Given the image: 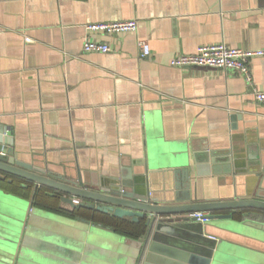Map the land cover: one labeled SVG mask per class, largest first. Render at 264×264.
Segmentation results:
<instances>
[{
    "label": "crops",
    "instance_id": "0c3cea01",
    "mask_svg": "<svg viewBox=\"0 0 264 264\" xmlns=\"http://www.w3.org/2000/svg\"><path fill=\"white\" fill-rule=\"evenodd\" d=\"M126 19H136L137 29L86 28ZM87 39L110 50L85 51ZM141 40L149 42L148 56ZM221 41L264 47V0H0L4 145L52 175L110 181L149 172L153 194L191 196L171 204L256 198L264 188V104L253 89H264V56L251 60V83L235 70L170 64ZM183 167L186 176L175 172ZM0 176V264H11V253L16 264L22 242L54 261L136 258L132 238L34 206L33 193L45 185ZM231 211L240 225L210 226L224 249L215 264H264V238L244 222L264 225V209L217 212Z\"/></svg>",
    "mask_w": 264,
    "mask_h": 264
},
{
    "label": "water",
    "instance_id": "95a60500",
    "mask_svg": "<svg viewBox=\"0 0 264 264\" xmlns=\"http://www.w3.org/2000/svg\"><path fill=\"white\" fill-rule=\"evenodd\" d=\"M5 129L0 128V171L12 174L19 178L34 182L38 185H45L57 190L60 199L71 206L88 207L96 211L111 213L116 217H130L133 221L143 218L148 227L143 241L132 239L139 246V252L131 264H215L219 261V252L223 246L220 239L210 232V226L224 229L223 226L236 227L240 222L236 215L219 213L221 209H238L240 207H259L264 209V188L256 192V198L228 201H191L190 203L171 204V200L190 199L191 196L160 197L150 191L148 173L142 174L144 178H130L129 175L120 180L99 181L84 179L79 172L75 176L52 175L41 166L34 165L20 160L14 148L4 145L3 137ZM189 169V168H188ZM186 167L176 169L187 175ZM2 176H0L1 178ZM108 180V179H106ZM130 184L131 190L124 186ZM186 187H187V183ZM184 184V185H185ZM24 185V183H22ZM168 194V193H167ZM188 195V193L186 194ZM74 197L79 198L78 202ZM193 211L207 212V222L197 221L195 218L183 216ZM67 217V216H64ZM73 219L72 217H67ZM85 224L91 222L89 218L74 217ZM226 221V222H225ZM254 229L252 231L258 237L264 238V225L253 224L251 221H244ZM223 224V225H222ZM126 237V236H125ZM142 237V236H141ZM124 240H127L126 238ZM223 241V239H221ZM22 242L17 253L16 264H77L78 261L63 262L61 259H45L43 254L27 247ZM9 255V253H8ZM8 257V256H7ZM4 259V256H0ZM13 262L12 253L7 258Z\"/></svg>",
    "mask_w": 264,
    "mask_h": 264
},
{
    "label": "built area",
    "instance_id": "2783aa9c",
    "mask_svg": "<svg viewBox=\"0 0 264 264\" xmlns=\"http://www.w3.org/2000/svg\"><path fill=\"white\" fill-rule=\"evenodd\" d=\"M88 30L102 31L107 34L124 31H134L137 29L136 19L97 21L88 23ZM142 56H148L151 48L147 40H141ZM85 51L108 52L110 46L107 42L98 40H85L83 44ZM257 56H264V47L242 48L232 46L227 42H213L201 44L195 52L180 53L172 57L170 64L173 66H195V67H217L235 70L243 74L245 79L252 82L251 60ZM254 97L264 104V89H253ZM78 202V198H74ZM183 216L195 218L200 222H207V212L193 211L185 213Z\"/></svg>",
    "mask_w": 264,
    "mask_h": 264
},
{
    "label": "trees",
    "instance_id": "16d2710c",
    "mask_svg": "<svg viewBox=\"0 0 264 264\" xmlns=\"http://www.w3.org/2000/svg\"><path fill=\"white\" fill-rule=\"evenodd\" d=\"M14 189L23 192L25 195L29 194L30 190L28 187L27 189H20L18 188L17 184L15 185ZM32 199L33 204L36 207L54 211L67 217H86L89 218L93 223L110 227L116 233L128 236L132 239H138L146 232L147 229L146 221L143 218L138 221H133L124 217L120 218L105 214L101 211H94L88 207H77L75 209H67L62 207L60 194L48 188L47 186H41L37 188L33 193Z\"/></svg>",
    "mask_w": 264,
    "mask_h": 264
},
{
    "label": "rangeland",
    "instance_id": "374dc122",
    "mask_svg": "<svg viewBox=\"0 0 264 264\" xmlns=\"http://www.w3.org/2000/svg\"><path fill=\"white\" fill-rule=\"evenodd\" d=\"M76 228H77V231H79V229H81V228H78V226H77ZM114 241H115V243H122V242H123V241L121 242L120 240H118V241H117V240H114ZM122 244H123V243H122ZM124 264H125V263H124Z\"/></svg>",
    "mask_w": 264,
    "mask_h": 264
}]
</instances>
